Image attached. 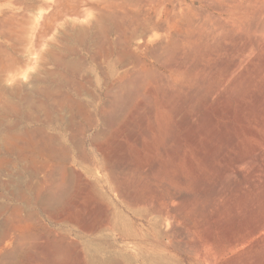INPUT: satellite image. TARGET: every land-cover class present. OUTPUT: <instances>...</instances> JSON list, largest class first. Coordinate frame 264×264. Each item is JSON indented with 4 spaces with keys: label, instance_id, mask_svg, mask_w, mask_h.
Here are the masks:
<instances>
[{
    "label": "rangeland",
    "instance_id": "rangeland-1",
    "mask_svg": "<svg viewBox=\"0 0 264 264\" xmlns=\"http://www.w3.org/2000/svg\"><path fill=\"white\" fill-rule=\"evenodd\" d=\"M74 2H35L0 49L21 60L0 73V264H264V0Z\"/></svg>",
    "mask_w": 264,
    "mask_h": 264
},
{
    "label": "bare ground",
    "instance_id": "bare-ground-1",
    "mask_svg": "<svg viewBox=\"0 0 264 264\" xmlns=\"http://www.w3.org/2000/svg\"><path fill=\"white\" fill-rule=\"evenodd\" d=\"M1 1V0H0ZM15 1V0H14ZM39 1H42V0H27L26 2H24L23 0H18L17 2L18 3H20L21 5H22V11L21 12H8L7 10H4V9H2V7L0 6V49H10V50H12V51H15L16 49H18L19 47H23L24 48V46H25V43L30 39V37L31 36H28V34H27V31H29V28H28V24L30 23V21H31V18L29 17V15L27 14V10L28 9H31V8H34L35 7V5H34V3L35 2H39ZM71 1H73L74 2V0H69V4L67 5V7H66V10L68 11V12H75V5L74 4H72L71 3ZM165 1V0H164ZM140 2H142V1H140ZM145 2V1H144ZM15 3H16V1H15ZM75 3V2H74ZM161 3H162V1H161ZM62 7V6H61ZM125 10V9H124ZM64 12V11H63ZM64 13H67L66 11L64 12ZM99 13V12H98ZM118 13V12H117ZM160 13V12H159ZM113 15V14H112ZM108 17V16H107ZM141 20V19H140ZM147 20V19H146ZM94 21V20H93ZM100 21V20H99ZM133 21V20H132ZM142 22V24H147L148 23V21H143V19L141 20ZM140 22V21H139ZM160 22V21H159ZM158 22V23H159ZM97 23V26H98V21L96 22ZM152 23V22H151ZM161 24V23H160ZM163 24V23H162ZM162 24H161V26H162ZM138 28H139V26H137ZM164 27V26H163ZM97 28V27H96ZM156 28V27H155ZM81 30V29H80ZM138 31V30H137ZM85 32V31H84ZM94 32V31H93ZM148 32V31H147ZM155 34H157V33H155ZM154 34V35H155ZM142 35V34H141ZM143 36V35H142ZM153 36V35H152ZM156 36V35H155ZM158 36V35H157ZM80 37V36H79ZM100 38V37H99ZM142 38V37H141ZM154 38V37H153ZM156 39H157V37H155ZM98 39V38H97ZM107 39V38H106ZM149 39V38H148ZM149 40H151V39H149ZM116 41H118V40H116ZM154 41V40H153ZM152 41V42H153ZM120 42V41H119ZM120 43H122V42H120ZM117 45V44H116ZM119 45V44H118ZM124 45V44H123ZM67 46H68V44H67ZM98 49V48H97ZM119 50V49H118ZM20 52V51H19ZM51 52V51H50ZM111 52V51H110ZM129 52V51H128ZM7 53V52H6ZM18 53V52H17ZM48 53H49V51H48ZM51 53H53V52H51ZM130 53H131V51H130ZM45 54V53H44ZM91 54H93V53H91ZM51 56L53 55V54H50ZM54 55H56L55 53H54ZM117 55V54H116ZM131 55V54H130ZM129 55V56H130ZM120 56H122V55H120ZM129 56H127V57H129ZM6 57V56H5ZM53 57H55V56H53ZM53 57H51L50 59H52ZM105 57V56H104ZM60 58V57H59ZM122 58V57H121ZM137 58V57H136ZM123 59V58H122ZM130 59V58H129ZM2 60V58H0V61ZM54 60H58V61H61L60 59H57V57H56V59H54ZM53 60V62H55ZM124 60H126L125 58H124ZM66 61V60H65ZM129 61V60H128ZM21 62V60H20V57L18 56V55H16L15 53H12L10 56H8L7 57V59H6V63L4 64V65H2V66H0V73H3L4 75L3 76H5V74L7 75L9 72H11V71H15L16 69H18L19 70V63ZM44 62V61H43ZM70 62V61H69ZM133 62V61H132ZM135 62V61H134ZM56 63H58V62H56ZM60 63V62H59ZM62 63V62H61ZM71 64H73L72 62H70ZM69 63V64H70ZM64 65H65V63H63ZM63 64H60L61 66H63ZM75 64V63H74ZM136 64V63H135ZM59 64H57V66H60ZM134 65V64H133ZM138 65V64H137ZM66 66H68L67 65V63H66ZM70 66V65H69ZM72 66V65H71ZM136 66V65H135ZM19 67V68H18ZM63 67H65V66H63ZM74 68V66L72 67V69ZM78 68V67H77ZM132 68V67H131ZM43 69V68H42ZM65 69V68H64ZM71 69V70H72ZM55 70V69H54ZM67 70V69H66ZM74 70V69H73ZM133 70V69H132ZM59 71V70H58ZM133 71H135V69L133 70ZM141 71V70H140ZM50 73V72H49ZM135 73V72H134ZM139 73V72H138ZM35 74V73H34ZM64 74V73H63ZM66 74V73H65ZM124 74H126V72H124ZM14 75H17V74H14ZM13 75V76H14ZM136 75V74H135ZM51 76V75H50ZM66 76H68V75H66ZM119 76V75H118ZM127 76V75H126ZM148 76V75H147ZM1 77V76H0ZM71 77V76H70ZM57 78V77H56ZM68 78V77H67ZM67 78L65 79V80H67ZM122 78V81L123 80H126V79H123V77H121ZM124 78H125V76H124ZM1 79V78H0ZM2 79H3V77H2ZM74 79V78H73ZM73 79H71L70 78V80H73ZM84 79H86V77H84ZM137 79H138V77H137ZM76 80H78V79H76ZM69 81V80H68ZM67 81V82H68ZM86 81V80H85ZM120 81V80H119ZM119 81H118V84H119ZM121 81V82H122ZM127 82H128V79L126 80ZM131 81H132V79H131ZM130 81V82H131ZM71 82V81H70ZM74 83L76 82V81H73ZM72 82V84H74ZM89 82V81H88ZM129 82V83H130ZM134 82V81H133ZM137 82V81H136ZM77 83V82H76ZM81 83V82H80ZM128 83V84H129ZM59 84V83H58ZM68 84H69V82H68ZM79 84V83H78ZM78 84H75V85H77V87H78ZM126 82L124 83V82H122L121 84H119V88L120 89H123L124 87H125V85L127 86L128 85ZM49 85V84H48ZM80 85V84H79ZM3 86V85H2ZM10 86V85H9ZM71 86V85H70ZM114 86V85H113ZM112 86V87H113ZM129 86V85H128ZM131 86V85H130ZM129 86V87H130ZM43 87V86H42ZM46 87V86H45ZM80 87V86H79ZM81 87H83L82 85H81ZM86 87V86H85ZM108 87V86H107ZM115 87H116V85H115ZM3 88V87H2ZM73 88V87H72ZM86 88H88V87H86ZM90 88V87H89ZM108 88H111V87H108ZM119 88H117V89H119ZM127 88V87H126ZM133 88V87H132ZM19 89V88H18ZM17 89V90H18ZM41 89V88H40ZM49 89L50 88H48V89H45V91H43V92H45L44 94H45V97H46V100L48 101V103H55V102H58L59 103V101L61 100V98L59 99V101H58V99H56L55 97L56 96H54L53 97V93H50V91H51V89H50V91H49ZM55 89V88H54ZM74 89H75V87H74ZM91 89V88H90ZM134 89V88H133ZM0 90H1V87H0ZM14 89H12V91H13ZM43 90V89H42ZM78 90H79V88H78ZM108 90V89H107ZM128 90V89H127ZM10 91V90H9ZM88 91V90H87ZM118 91V90H117ZM117 91H115V92H117ZM124 91H126L125 89H124ZM2 92V91H1ZM1 92H0V94H1ZM52 92H54L53 90H52ZM80 92V91H79ZM85 92H86V90H85ZM90 92V91H89ZM106 92V91H105ZM109 92V91H108ZM121 92H122V90H121ZM128 92H130V91H128ZM4 93V92H3ZM2 93V94H3ZM110 93H112V91H110ZM5 94V93H4ZM30 94V93H29ZM60 94V93H59ZM80 95H81V93H79ZM78 94V95H79ZM117 94V95H116ZM115 95H116V97H114V96H112V97H114V98H116L115 100L117 101V100H119L120 99V96H119V94H118V92L116 93ZM123 94V93H122ZM125 94V93H124ZM6 95V94H5ZM54 95H57V94H54ZM63 95H65V94H63ZM86 95V94H85ZM16 96V95H15ZM30 96V95H29ZM28 95L27 96H24V97H29ZM36 96V95H35ZM58 96H61V94L60 95H58ZM58 96H57V98H58ZM82 96H84V95H82ZM122 96V95H121ZM31 97V96H30ZM30 97L28 98V99H30ZM106 97V96H105ZM126 97H127V95H126ZM9 98H11V97H9ZM35 98V97H34ZM34 98H32V99H34ZM37 98H39V97H37ZM62 98H65V99H67V100H71L70 99V97L67 95V96H65V97H62ZM74 97H72V100H74L73 99ZM85 98V97H84ZM107 98V97H106ZM113 98V99H114ZM76 99V98H75ZM105 99V98H104ZM22 100H24V99H22ZM94 100H96V99H94ZM122 100V99H121ZM40 101V100H39ZM39 101H37V102H39ZM62 101V100H61ZM75 101V100H74ZM73 101V103H76V101L74 102ZM108 101H110V99H108ZM114 101V100H113ZM115 101V102H116ZM64 102H65V100H64ZM96 102V101H95ZM103 102V101H102ZM118 102V101H117ZM10 104V102H6V104ZM27 103H28V101H27ZM40 103V102H39ZM46 103V102H45ZM67 103V102H66ZM106 103H109V102H106ZM119 103H120V100H119ZM125 103V102H124ZM7 104V105H8ZM24 104V103H23ZM56 104V103H55ZM70 104V103H69ZM77 104V103H76ZM116 104V103H115ZM115 104H112V105H114L115 106ZM121 104V103H120ZM11 105V104H10ZM53 105V104H52ZM59 105H60V103H59ZM58 105V106H59ZM67 105V104H66ZM78 105H80L79 103H78ZM109 105V104H108ZM117 105H119V104H117ZM122 105V104H121ZM124 105V104H123ZM9 106V105H8ZM36 106H38L37 104H36V102L34 101V100H30L29 101V103H28V107H29V112H30V114H29V120L30 119H32L33 117H34V111L35 110H37V107ZM70 106H72V104L70 105ZM99 106V105H98ZM110 106V105H109ZM114 106H110V107H114ZM11 107V106H10ZM27 107V106H26ZM42 107H45V106H42ZM52 107V106H51ZM55 107V106H54ZM62 107V106H61ZM77 107V106H76ZM79 107V106H78ZM67 108H68V106H67ZM100 108H102L101 106H100ZM107 108H108V106H107ZM115 108V107H114ZM6 109V108H5ZM16 109V108H15ZM38 109H40V108H38ZM43 109V108H42ZM53 109V108H52ZM68 109H70V107L68 108ZM81 108H79L78 110L81 112V110H80ZM104 109V108H103ZM110 109V108H109ZM6 110H8V109H6ZM32 110V111H31ZM45 110V109H44ZM43 110V111H44ZM48 111H46V112H49V109H47ZM73 110V109H72ZM4 111V110H3ZM105 111V110H104ZM5 112V111H4ZM51 112V111H50ZM73 113H75L74 111H73ZM79 113V112H78ZM115 113V112H114ZM6 114V113H5ZM44 114H45V111H44ZM52 114V113H51ZM2 115V114H1ZM99 115V114H98ZM111 115H113V114H111ZM48 116H50V114L48 115ZM78 116V115H77ZM85 116H87V115H85ZM84 116V117H85ZM70 117V116H69ZM91 116H89V118H90ZM110 117H112V116H110ZM57 118V117H56ZM75 118V117H74ZM34 119H36V118H34ZM57 119H59V118H57ZM69 119V118H68ZM71 119V118H70ZM88 119V118H87ZM87 119H85V120H87ZM28 120V121H29ZM41 121V120H40ZM73 121V120H72ZM36 122H37V120H36ZM75 122V121H74ZM76 122H78V121H76ZM89 122V121H88ZM44 123H46V122H44ZM65 123V122H64ZM67 123V122H66ZM71 123H73V122H71ZM80 124H81V122H79ZM74 124V123H73ZM89 124V123H88ZM87 124V125H88ZM47 125V124H46ZM67 125H69V124H67ZM86 125V124H85ZM74 126V125H73ZM39 127V126H38ZM50 127V126H49ZM67 127V126H66ZM70 128L72 127V126H69ZM76 127V126H75ZM11 128V127H10ZM9 128V129H10ZM35 128V127H34ZM40 128V127H39ZM38 128V129H39ZM41 128H43V127H41ZM73 128V127H72ZM84 128V127H83ZM73 129H75V128H73ZM69 130H71V129H68V131ZM76 130H80V128L79 129H76ZM5 131V130H4ZM39 131H41L42 132V130H38L37 132H38V134H39ZM45 131V130H44ZM75 131V130H74ZM78 131H76V132H78ZM19 132V131H18ZM47 132V131H46ZM81 132V131H80ZM25 136H26V144H27V147L29 148V153H30V157H35L36 155L34 154L33 155V153H41L42 152V150L43 149H40V147H39V145L37 144L38 142H36L37 140H36V137H35V133H34V131L33 130H31V129H28L27 128V130L25 131ZM44 134V133H43ZM70 134V133H69ZM79 134V133H78ZM80 134H82V133H80ZM52 134H50V136H51ZM55 135V134H54ZM75 134L73 133V136H74ZM10 136H12V138H18V136H20L17 132H15V133H12V135H10ZM14 136V137H13ZM42 136V135H41ZM72 136V135H71ZM72 136V137H73ZM76 136V135H75ZM47 137H48V135H47ZM46 137V138H47ZM54 136L52 135V138H53ZM11 138V139H12ZM42 138V137H41ZM49 138H51V137H49ZM54 138H56V137H54ZM58 139H61V138H59V137H57ZM71 138V137H70ZM74 138V137H73ZM72 138V139H73ZM76 138V137H75ZM75 138H74V140H75ZM78 138V137H77ZM76 138V139H77ZM38 139V138H37ZM1 140H3V138H1ZM13 140V139H12ZM42 140V139H41ZM44 140V139H43ZM81 140V139H80ZM39 141V140H38ZM60 141H63V140H60ZM79 141V140H78ZM45 142H48V141H45ZM7 143V142H6ZM41 143V142H40ZM73 143H75L76 144V142H73ZM80 143V142H79ZM78 143V144H79ZM11 144V143H10ZM46 144V143H45ZM44 144V146H46ZM12 145V144H11ZM50 145V144H49ZM59 145V144H58ZM64 145V144H63ZM74 145V144H73ZM80 145L81 144H79V147H80ZM7 146V145H6ZM47 146H48V144H47ZM51 146H53V145H50V147H49V149H48V153L49 154H51V153H53L54 154V152L57 150L56 148H58V147H51ZM55 146V145H54ZM57 146V145H56ZM64 146H66L67 147V145H64ZM64 146H62L61 145V148L62 147H64ZM77 147V146H76ZM8 148V147H7ZM26 148V147H25ZM81 148V147H80ZM10 149V148H9ZM68 149V148H67ZM66 150V149H65ZM65 150H63V151H65ZM77 150H79V149H77ZM82 150V149H81ZM80 150V151H81ZM59 151V150H58ZM57 151V153L59 154V152ZM61 151V150H60ZM83 151V150H82ZM66 152V151H65ZM65 152H64V155H58V156H60V158L62 157V156H64V157H66V155L67 154H65ZM70 152V151H69ZM79 152V151H78ZM77 152V153H78ZM47 153V152H46ZM62 153V152H61ZM27 154V153H26ZM52 154V155H53ZM51 155V156H52ZM55 155V154H54ZM81 155H83V154H81ZM85 155V154H84ZM48 156V155H47ZM53 157V156H52ZM54 157H56V155L54 156ZM69 157V156H68ZM85 157V156H84ZM28 158V157H27ZM37 159V158H36ZM59 159V158H58ZM82 159H84L83 157H82ZM27 160V159H26ZM38 160V159H37ZM46 160V159H45ZM33 161V160H32ZM26 162H29V160H27ZM30 162H31V160H30ZM29 162V163H30ZM43 162V161H42ZM45 163V162H44ZM46 163H47V161H46ZM58 163V162H57ZM24 164V163H23ZM40 164V163H39ZM36 165V164H35ZM56 165H58V164H56ZM56 165H54V166H56ZM62 165V164H61ZM31 165H28V168L27 169H29V172H30V170L31 169H33V168H31L30 167ZM40 166H42L41 164H40ZM45 166V165H44ZM44 166H42L43 168H44ZM30 167V168H29ZM33 167V166H32ZM38 167V166H37ZM36 167V168H37ZM58 167V166H57ZM60 167V166H59ZM64 168V167H63ZM37 169H39V168H37ZM40 169H41V167H40ZM65 169V168H64ZM42 170V169H41ZM49 170V169H48ZM35 171V170H34ZM38 171V170H37ZM32 172H33V170H32ZM39 172V171H38ZM34 173V172H33ZM54 174V173H53ZM53 174H51V175H53ZM47 175V174H46ZM49 176H50V174L48 175V181H49V183H50V181H52V180H50L49 179ZM54 178V177H53ZM56 178V177H55ZM51 179H52V177H51ZM55 180H57V179H55ZM59 181H61V180H59ZM58 181V182H59ZM45 182V181H44ZM54 182V181H53ZM46 183V182H45ZM56 183H57V181H56ZM56 183L54 184L55 186H57V187H59L58 185L59 184H57L56 185ZM46 185H47V183H46ZM49 186H50V188H53L54 187V185L51 183V184H48ZM52 185H53V187H52ZM2 186V185H1ZM39 186V185H38ZM43 186V185H42ZM44 186H45V184H44ZM33 187H34V185H33ZM39 187H41V185L39 186ZM61 187V186H60ZM47 188H49L48 186H47ZM13 189H15V190H17V187H14ZM31 189H33V192L34 191H36V190H34L35 189V187L34 188H31ZM38 189H40V188H38ZM37 189V190H38ZM60 188H58V190H59ZM10 190V189H9ZM12 190V189H11ZM46 190V189H45ZM53 190V189H52ZM56 190V188L54 189V191ZM19 191V190H18ZM47 191H48V189H47ZM57 191V190H56ZM55 191V192H56ZM22 192V191H21ZM10 193H11V191H10ZM12 193H15V192H13L12 191ZM36 193V192H35ZM21 194V193H20ZM43 194V193H42ZM41 194V195H42ZM24 194L22 193V196H23ZM39 195V194H38ZM41 195H39V196H41ZM57 195V194H56ZM22 196H20V197H22ZM15 197H17L16 195H15ZM19 197V196H18ZM24 197H25V195H24ZM23 197V198H24ZM56 198H57V196H55ZM54 197V194H52L51 193V191H50V193H48V194H46L45 193V195L40 199L39 198V201H42V202H50V201H52V200H57L56 198ZM37 198V197H36ZM24 200V199H23ZM25 201V200H24ZM27 201V200H26ZM38 201V202H39ZM58 201V200H57ZM28 202V201H27ZM41 203V202H40ZM41 204H43V203H41ZM45 206V205H44ZM4 208V207H3ZM2 234H4V231H3V233ZM5 235V234H4ZM7 235V234H6ZM2 236V235H1ZM6 256H8V255H6ZM3 257V256H2ZM9 257V256H8ZM5 259V258H4Z\"/></svg>",
    "mask_w": 264,
    "mask_h": 264
}]
</instances>
